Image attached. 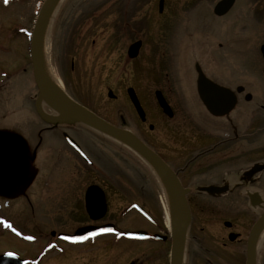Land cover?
<instances>
[{
  "label": "flooded vegetation",
  "instance_id": "obj_1",
  "mask_svg": "<svg viewBox=\"0 0 264 264\" xmlns=\"http://www.w3.org/2000/svg\"><path fill=\"white\" fill-rule=\"evenodd\" d=\"M222 1L225 2L217 8ZM127 10L133 16L142 12L164 18L156 26L164 30L166 36V26L178 25L173 47H179V53L173 58L176 52L171 49L172 61H193L196 105L194 127L190 128L193 134H185V124L189 123L180 113L177 117V109L162 92L172 116L164 115L159 109L165 120L152 124L141 94L133 89L144 120L129 101L128 88L125 91L131 109L125 106L137 118L141 131L147 128L145 136L131 130L127 115L120 111L116 110L115 122H112L67 95L100 119L134 135L176 175L180 186L187 191L185 200L190 223L183 264H246L249 236L264 212V95L257 94L261 91L260 84L250 80L252 77L248 74L246 82L233 84L238 81L237 76L223 65L212 47L216 40H222L229 52L237 51L236 56L255 55L263 64L264 78V0H98L88 3L73 25L78 30L90 31L106 25L105 28L115 31L112 34L114 43L121 29H134L131 24L135 17L131 22L120 21L123 19L119 15ZM104 11L109 23L103 25L100 16ZM247 51L253 54L248 55ZM195 65L206 79L230 93H226L225 98L231 101L234 97L235 104L227 113L215 116L206 110L196 90ZM107 97L116 99L110 89ZM42 110L53 114L46 106H42ZM32 113L37 126L32 129L30 146L26 142L27 178L0 193V233L12 237L22 248L26 244H38L45 237L47 240L34 258L22 257L20 251L13 249L3 250L0 255L13 254L25 261L24 264H40L52 253L66 264H85L84 255L93 251L92 262L105 255L108 264H170V230L161 220L163 217L156 213V205L152 204L154 184L147 171L153 173L142 158L126 146L79 123L48 126L39 120L34 108ZM154 133H159L160 137ZM42 188L54 191V198L63 199L62 205L66 207H72L74 202L81 204L83 220L78 222L84 224L71 231L60 229L58 223L69 218L66 214L49 215V227L43 230L40 226L26 229L12 220L8 211L17 205L23 210L25 191L27 194L35 189L41 192ZM91 189L92 203L99 204L102 193L105 207L101 213V209H94L90 216L86 210V196ZM128 215L131 226L121 228L117 216L125 218ZM143 223L147 224V229ZM82 228L107 231H99L84 241H71L66 237ZM48 231L51 234L47 237ZM79 248L78 253L70 252ZM254 261V264H264V241L259 251H255Z\"/></svg>",
  "mask_w": 264,
  "mask_h": 264
},
{
  "label": "rangeland",
  "instance_id": "obj_2",
  "mask_svg": "<svg viewBox=\"0 0 264 264\" xmlns=\"http://www.w3.org/2000/svg\"><path fill=\"white\" fill-rule=\"evenodd\" d=\"M96 1L98 2V0H65L54 19L50 34L49 59L51 72L58 80L62 91L76 98L80 104L89 106L92 112L112 122H115L116 110L120 111L123 115H127L128 127L137 133L142 132L145 136L147 128L141 131L137 118L132 111L129 112L130 106L125 91L127 88H132L141 94L150 121L156 124L165 120L159 114L160 110L154 100L153 93L159 90L177 109L175 112L177 117V113H180L189 123L185 124V134L192 135L190 128L194 127L193 110L196 108L193 91L195 73L193 61L185 60L184 66L179 59H176V62L172 61L171 49H175L173 46L178 25L166 26V36V32L156 26L159 21L163 22L164 18L159 19L157 14L142 12L135 13L133 16L127 10L119 15L123 19L120 21L127 23L130 20L131 22L132 17H135L136 20H133L131 24L134 29H121L117 41L114 40L113 43L112 34L115 31L105 28L106 25L94 31L78 30L73 25L77 15L87 7L88 3ZM41 3L42 0H10L4 6L0 2V132L17 134L23 137L29 146L33 141L32 129L34 130L37 126L32 113L36 90L28 53L29 42L27 36L21 34L20 29L29 32L32 30ZM105 14L107 13L104 11L100 16L103 25L109 23ZM60 21L62 24H59ZM135 40H140L142 46L138 57L130 60L126 51ZM212 48H215V54L220 55L223 65L237 76L238 81L235 80L233 84L246 82L249 79L246 77L248 74L252 77L250 80L260 84L258 85L261 91L257 94L264 95V78L261 72L263 64L256 59L255 55L254 57L246 55L244 58L240 55L236 56L237 51L229 52L222 40H216ZM233 49L237 50L235 46ZM109 89L116 96L115 100L108 99ZM157 119L159 121H156ZM154 134L160 137L159 133ZM103 164L106 168L109 167L107 161L104 160ZM147 174L154 184L152 204L156 205V213L163 217L161 220L169 229L171 217L167 212L159 181L149 171ZM45 191L47 192L36 189L28 191L23 199V210L20 205L14 206L12 210L9 209L8 213L12 216V220L26 229L40 226L43 230L45 226L49 227V215L66 214L69 218L58 223L60 229L71 231L84 224L78 222L83 220L80 216L81 204L74 202L72 207H66L62 205L63 199L54 198V191L50 189ZM128 217L130 215L125 218L117 216V224L121 228L131 226ZM143 225L147 229V224L143 223ZM49 232L46 233L47 237L51 234ZM11 238L7 234L0 233V252L13 249L20 251L22 257L32 258L47 240L45 237L38 244H26L22 248ZM77 250L81 248L70 252L75 253ZM94 254L93 251L86 252L85 264H108L105 255L92 262L90 259ZM53 259L57 262L54 263ZM62 261V259H56L55 254L49 253L40 264H66V261L65 263Z\"/></svg>",
  "mask_w": 264,
  "mask_h": 264
},
{
  "label": "water",
  "instance_id": "obj_3",
  "mask_svg": "<svg viewBox=\"0 0 264 264\" xmlns=\"http://www.w3.org/2000/svg\"><path fill=\"white\" fill-rule=\"evenodd\" d=\"M57 0H44L42 6L36 16L31 38L29 43V56L31 61V70L33 81L37 90V98L34 104L35 112L39 119L45 124L57 126L69 123H80L88 128H91L105 137L116 140L131 151L136 153L140 158L146 161L155 171H157L166 181L171 191L176 197V211L173 218H171V249H170V264H180L182 257V250L185 243L186 231L190 222V212L185 200L186 190H184L174 173L151 151L147 150L130 132L120 130L106 121L100 119L87 109L71 101L64 94L56 96L51 94L45 87L42 80V74L39 61V49L42 32L49 13L52 10ZM225 1H222L217 8H219ZM161 5V4H160ZM141 42L132 43L128 50L127 56L130 59L138 55ZM197 73L196 90L206 110L215 116H220L227 113L233 108L235 101L234 97L230 99L225 98L227 90L214 84L206 79L198 65H195ZM230 94V93H228ZM127 95L130 102L134 106L139 118L144 120V112L138 102V99L133 91L129 88ZM156 102L164 115L171 117L172 111L161 92H155ZM112 97L111 93H108ZM42 105L52 110L55 115H48L43 112ZM74 144V143H73ZM27 175V145L24 139L14 133L0 132V193L11 189L18 183L22 182ZM90 192V194H89ZM86 196V210L91 216L92 211L101 209L104 210V201L102 193L100 195L99 204L92 203L91 197L92 189ZM94 192L95 191L94 189ZM264 226V212L254 226L249 236L247 244V260L246 264H254L255 261V241L258 233ZM92 228H82L75 232L74 237H83V234L92 231ZM88 235V234H86ZM22 261L14 256L4 255L0 256V264H21Z\"/></svg>",
  "mask_w": 264,
  "mask_h": 264
},
{
  "label": "bare ground",
  "instance_id": "obj_4",
  "mask_svg": "<svg viewBox=\"0 0 264 264\" xmlns=\"http://www.w3.org/2000/svg\"><path fill=\"white\" fill-rule=\"evenodd\" d=\"M65 0H57L55 5L53 6L52 10L49 13L48 19L46 21V24L44 26L41 40H40V49H39V61H40V69H41V74H42V80L44 83V87L53 95L56 96H62L63 92L61 89V86L56 78H54L53 73L51 72V67H50V46H51V41H50V34H51V28L54 23V19L57 15V12L61 8L62 4L64 3ZM177 49V50H176ZM175 58L177 57L179 53V47H175ZM176 62V59L174 60ZM183 66L184 61H182ZM185 74V72L183 71ZM113 142V141H112ZM117 142V141H116ZM143 160V159H142ZM144 161V160H143ZM144 163L151 168L153 175L155 178L159 181L161 189L163 193L166 196V209L171 218L174 217L175 211H176V197L175 194L171 191L170 187L167 185L166 181L164 178L151 167L146 161ZM264 241V226L260 230L256 242H255V251L258 252L262 243ZM184 252H185V244L182 250V257L180 264H183V259H184Z\"/></svg>",
  "mask_w": 264,
  "mask_h": 264
},
{
  "label": "snow or ice",
  "instance_id": "obj_5",
  "mask_svg": "<svg viewBox=\"0 0 264 264\" xmlns=\"http://www.w3.org/2000/svg\"><path fill=\"white\" fill-rule=\"evenodd\" d=\"M8 2V0H5V3H7Z\"/></svg>",
  "mask_w": 264,
  "mask_h": 264
}]
</instances>
